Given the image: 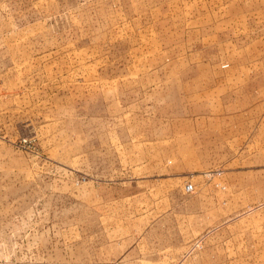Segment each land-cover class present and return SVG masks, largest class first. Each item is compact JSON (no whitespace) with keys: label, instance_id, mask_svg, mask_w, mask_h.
Instances as JSON below:
<instances>
[{"label":"rangeland","instance_id":"obj_1","mask_svg":"<svg viewBox=\"0 0 264 264\" xmlns=\"http://www.w3.org/2000/svg\"><path fill=\"white\" fill-rule=\"evenodd\" d=\"M253 45L264 0H0V264H264V147L185 138Z\"/></svg>","mask_w":264,"mask_h":264},{"label":"crops","instance_id":"obj_2","mask_svg":"<svg viewBox=\"0 0 264 264\" xmlns=\"http://www.w3.org/2000/svg\"><path fill=\"white\" fill-rule=\"evenodd\" d=\"M234 16L239 17V13L231 14V17ZM254 23L253 31L255 27L262 26ZM232 35L234 38L230 46L239 39ZM254 50L258 49L253 45L248 72L220 74L211 79L212 84L207 88L203 85L200 90L186 92V98L196 99L202 110L196 118L193 114V120L186 123L187 146L205 144L224 147L230 158L220 160H231L238 146L244 142L252 148L254 145L264 147V53ZM210 78L203 75L202 81H210Z\"/></svg>","mask_w":264,"mask_h":264},{"label":"built area","instance_id":"obj_3","mask_svg":"<svg viewBox=\"0 0 264 264\" xmlns=\"http://www.w3.org/2000/svg\"><path fill=\"white\" fill-rule=\"evenodd\" d=\"M192 189H193V187H192L191 184H187V185L185 186V190L188 191V192L192 191Z\"/></svg>","mask_w":264,"mask_h":264}]
</instances>
